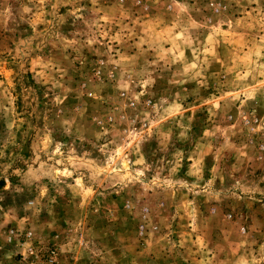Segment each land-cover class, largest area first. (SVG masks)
<instances>
[{
    "label": "rangeland",
    "instance_id": "obj_1",
    "mask_svg": "<svg viewBox=\"0 0 264 264\" xmlns=\"http://www.w3.org/2000/svg\"><path fill=\"white\" fill-rule=\"evenodd\" d=\"M47 249L264 264V0H0V264Z\"/></svg>",
    "mask_w": 264,
    "mask_h": 264
},
{
    "label": "built area",
    "instance_id": "obj_2",
    "mask_svg": "<svg viewBox=\"0 0 264 264\" xmlns=\"http://www.w3.org/2000/svg\"><path fill=\"white\" fill-rule=\"evenodd\" d=\"M17 240V243L23 253H21V260L37 258L38 255L42 253L41 248L39 245L33 240L31 232H13L11 231V236ZM44 260L45 264H59L57 252L55 249H47L44 250Z\"/></svg>",
    "mask_w": 264,
    "mask_h": 264
}]
</instances>
